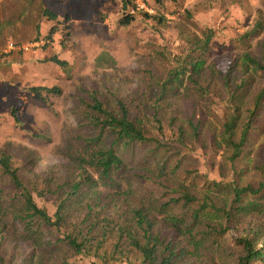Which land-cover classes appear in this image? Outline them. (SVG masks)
<instances>
[{
  "label": "trees",
  "instance_id": "trees-1",
  "mask_svg": "<svg viewBox=\"0 0 264 264\" xmlns=\"http://www.w3.org/2000/svg\"><path fill=\"white\" fill-rule=\"evenodd\" d=\"M120 1L119 23L126 26L135 5ZM165 1L154 0L163 7ZM43 14L56 17L48 9ZM199 29L182 36L183 52L161 54L171 65L134 98L78 88L75 124L60 149L66 177L28 179L13 154L0 149V173L8 180L7 194L0 188V264H71L75 257L90 264H224L227 231L244 223L247 232L228 243L238 253L227 254L235 264H264V240L255 242L264 233V162L255 183L241 181L236 169L253 132L262 131L264 22L260 17L219 50L214 28ZM261 33L253 45L250 37ZM26 89L50 108L49 96L61 91ZM10 114L19 121L15 108ZM208 146L221 151L219 178H205L198 189L186 179L195 170L190 162ZM45 198L53 199L51 209L37 201Z\"/></svg>",
  "mask_w": 264,
  "mask_h": 264
},
{
  "label": "rangeland",
  "instance_id": "rangeland-1",
  "mask_svg": "<svg viewBox=\"0 0 264 264\" xmlns=\"http://www.w3.org/2000/svg\"><path fill=\"white\" fill-rule=\"evenodd\" d=\"M132 1L135 7L130 10L135 18L123 26L119 23L120 0H0V149L13 154V165L19 166L26 178L54 180L67 176L69 166L60 149L66 144L68 128L75 124L72 108L79 87L134 98L147 90L150 76L163 73L171 65L161 54L167 57L168 53L183 52L181 38L186 33H200L203 25L214 28L212 44L219 50L220 44L229 47L232 38L252 29L260 17L264 22V0H169L164 7L154 0ZM44 9L56 17L48 19ZM142 11L163 15L165 22L145 18ZM49 33L52 36L48 45L36 52L1 53L10 42L22 44L37 36L48 40ZM250 39L257 45L263 40L262 33ZM216 56L208 58L216 59L218 68H224L225 61H217ZM52 58L63 63L59 65ZM31 85L57 86L61 91L49 96L50 108L27 91ZM13 108L18 122L10 114ZM263 122L264 118L258 122L261 133L253 132L236 162L243 182L255 183L259 178L257 168H262L264 162ZM198 154L190 162L189 168L195 170L186 182L200 189L206 184L205 178H219L217 167L222 160L221 151L210 146L198 150ZM7 183L0 173L4 194L8 192ZM198 189L196 192L201 191ZM51 200L37 199L50 209ZM244 228H248L247 223L228 229L224 264H235L227 253L234 251L235 256L238 250L228 243L245 234ZM263 240L261 233L255 238L256 245L262 246ZM30 249L25 246L26 251ZM70 260L71 264H90L87 258Z\"/></svg>",
  "mask_w": 264,
  "mask_h": 264
},
{
  "label": "built area",
  "instance_id": "built-area-1",
  "mask_svg": "<svg viewBox=\"0 0 264 264\" xmlns=\"http://www.w3.org/2000/svg\"><path fill=\"white\" fill-rule=\"evenodd\" d=\"M47 43V40L44 39H36V40H32L30 42H25L22 44H15V43H8L5 48L2 50L3 52L1 53H5L8 54L10 52H36L37 50H39L40 48H42L45 44Z\"/></svg>",
  "mask_w": 264,
  "mask_h": 264
}]
</instances>
